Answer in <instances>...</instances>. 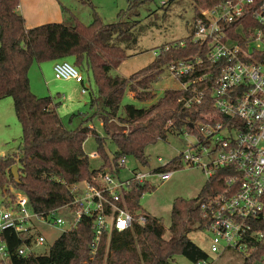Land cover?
<instances>
[{"label":"trees","instance_id":"trees-1","mask_svg":"<svg viewBox=\"0 0 264 264\" xmlns=\"http://www.w3.org/2000/svg\"><path fill=\"white\" fill-rule=\"evenodd\" d=\"M192 1L195 13L189 35L161 46L162 52L151 63L125 78L111 74L112 68L127 58L121 43L133 40L131 31L137 25L136 21L124 20L125 11H121L118 21L112 23L104 22L94 10V19L88 24L76 18L74 25L48 22L27 28L24 16L18 11L20 0H0V100L13 98L16 117L22 127V143L18 152L0 156V188L6 207L17 202L13 188L27 197L28 206L34 212L51 214L73 201L75 185L93 181L107 169L118 174V163L127 156L149 165L148 146L167 139L169 133L184 130L196 133L195 124L202 119L203 113H217L209 98L210 91L205 105L183 108L179 99L187 96V91L167 89L156 99L157 94L151 89L164 67L178 60L206 56L207 46L192 40L194 23L200 8H211L223 0ZM242 21L247 35L251 27L258 26L250 7ZM166 46L168 50L164 49ZM67 58L73 59L78 70H91L96 86L90 100L93 113H82L81 122L75 128H68L62 122L53 96H38L32 91L29 78L30 68L35 62ZM221 70L220 64L203 62L197 66L193 77L205 73L210 76L207 81H199L190 87L213 85ZM127 91L140 101H156L148 107L125 104L120 113ZM79 114H73L70 121ZM94 116L101 120L105 136L89 126ZM114 120L130 129L113 130ZM169 121L173 126L168 125ZM89 134L96 138L97 153L104 160L98 169H92L84 150ZM108 138L117 144L112 162L104 147ZM14 165L18 167V178L11 170ZM184 167L179 154L157 170L174 172ZM214 183V180H207L194 199L176 198L171 209L170 226L166 227L162 217L150 215L140 203L144 193L155 186L149 181H133L121 194L125 207L136 220L124 231L113 228L106 232L93 259L90 255L94 237L91 218H83L75 228L64 231L49 248L29 256L20 255L18 249L33 244L38 232L21 235L8 228L0 234V239L7 244L11 264H172L177 255L196 264L210 256L189 234L194 229H205L208 224L201 207H196V204L213 193ZM140 215L146 217L144 223L138 220ZM254 247L239 264H263L264 239L255 242Z\"/></svg>","mask_w":264,"mask_h":264},{"label":"built area","instance_id":"built-area-1","mask_svg":"<svg viewBox=\"0 0 264 264\" xmlns=\"http://www.w3.org/2000/svg\"><path fill=\"white\" fill-rule=\"evenodd\" d=\"M170 1L161 0L160 4L165 6ZM249 7L258 26L251 27L247 35L241 19ZM198 13L192 40L207 46L205 58L178 60L169 64L168 69L181 82V89L189 93L179 99L183 108L205 105L210 91L209 98L217 113L202 114L195 124L196 133H192L195 142L180 155L184 165L199 164L208 180H214L216 185L200 205L208 219L205 231L210 253L219 257L227 252L245 256L255 248V242L264 239V0H223L211 8H200ZM161 52L159 48L155 56ZM205 61L220 64L221 72L213 85L191 88L210 76L205 73L193 77L197 66ZM53 71L57 79L84 81L78 68L64 59L54 62ZM168 125L173 123L169 121ZM183 132L190 134L188 130ZM204 158L206 161H202ZM125 160L126 157L119 161L120 167L126 165ZM173 173L157 168L134 169L131 178L121 180L107 169L93 181H84L83 187L75 185L73 201L48 215L34 212L27 197L20 196L13 207L0 212V234L8 228L21 235L33 233L39 223L65 225L67 221L57 212L66 209L73 217L65 231L75 228L83 218L93 221L90 251L93 259L106 232L113 228L124 231L136 220L125 207L122 191L133 181L152 183V176L168 181ZM138 220L144 223L146 217L140 215ZM44 243L40 234L33 244L21 246L18 252L29 256ZM208 261L196 264H210ZM0 264H11L7 244L2 239Z\"/></svg>","mask_w":264,"mask_h":264},{"label":"rangeland","instance_id":"rangeland-1","mask_svg":"<svg viewBox=\"0 0 264 264\" xmlns=\"http://www.w3.org/2000/svg\"><path fill=\"white\" fill-rule=\"evenodd\" d=\"M161 0H56L60 7L59 20L50 22H60L67 25H74L79 20L84 24L91 23L94 19V10L104 22L112 23L118 21L119 13L125 11L124 20L136 21L137 25L133 28L132 41L121 43L127 52V58L117 67L112 68L111 74L128 78L131 74L144 68L155 58V53L159 48L167 43L182 39L189 35L191 30L195 4L192 0H176L167 6H161ZM56 17V16H55ZM77 18V20H76ZM53 19V18H52ZM42 24L47 23L49 18H45ZM73 63L72 58L64 59ZM54 61L43 63L35 62L29 71V78L32 91L38 96L51 95L54 101L58 103L57 112L62 122L68 128H75L81 122L82 113L91 115L93 110L90 107L92 93L96 90L94 78L91 70L79 69L84 78V83L75 80H64L55 78L53 71ZM85 88L84 93L82 89ZM181 82L173 77L168 67H164L158 79L152 84L151 89L160 97L167 89H181ZM140 101L133 97L132 92H126L122 99L120 113L123 112V105L132 103L137 107H148L153 102ZM70 121L73 114H78ZM89 126L101 136H105L101 120L94 116L89 121ZM126 128V129H125ZM113 130L128 131L129 126H123L119 121L112 122ZM196 137L192 133H169L167 139L157 141L146 148V155L149 165L141 164L135 157L127 156L126 165L121 166L118 172L121 180H127L133 176L134 169L144 171L152 170L165 165L168 161L187 151L191 143H194ZM22 143V127L19 123L12 97H6L0 100V156L18 152ZM112 162L114 153L117 150V144L110 138L104 145ZM85 153L89 156L92 169H98L104 164V160L97 153L96 138L89 134L84 143ZM96 155L92 157L91 155ZM206 161V159H202ZM154 189L147 191L140 199L143 209L152 216L162 217L166 227L170 226L171 209L176 198L194 199L198 196L203 185L208 180L207 174L199 164L185 165L183 169L174 171L173 176L168 181H161L158 176L150 178ZM81 187L84 183H79ZM16 195V201L23 194L12 188ZM3 190L0 188V212L10 209L13 206L4 205ZM14 205L16 202L13 203ZM57 215L63 217L67 224L65 225H47L39 223L37 231L45 238V243L35 248V252L44 251L51 246L55 240L69 228L68 222L72 215L66 209H60ZM52 219V218H50ZM35 232V231H34ZM189 237L203 250L210 254V264H239L243 261L244 255L227 252L221 257L210 253V246L205 229H194ZM172 264H194L182 255H177ZM264 264V261H263Z\"/></svg>","mask_w":264,"mask_h":264},{"label":"crops","instance_id":"crops-1","mask_svg":"<svg viewBox=\"0 0 264 264\" xmlns=\"http://www.w3.org/2000/svg\"><path fill=\"white\" fill-rule=\"evenodd\" d=\"M59 9L56 0H20L18 7V11L25 18L27 28L41 25L42 22H45L43 21L45 18H49L47 23L59 20L61 14Z\"/></svg>","mask_w":264,"mask_h":264},{"label":"water","instance_id":"water-1","mask_svg":"<svg viewBox=\"0 0 264 264\" xmlns=\"http://www.w3.org/2000/svg\"><path fill=\"white\" fill-rule=\"evenodd\" d=\"M11 170H12V173H13L14 177L15 178H18L19 177V174H18V167H17V165L12 166ZM200 205H201V201H199L196 204V207H200Z\"/></svg>","mask_w":264,"mask_h":264}]
</instances>
